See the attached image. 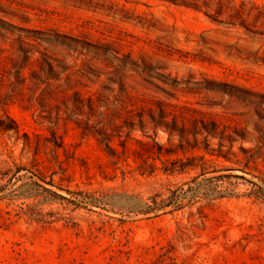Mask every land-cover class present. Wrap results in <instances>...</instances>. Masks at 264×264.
Returning a JSON list of instances; mask_svg holds the SVG:
<instances>
[{
	"label": "rangeland",
	"instance_id": "374dc122",
	"mask_svg": "<svg viewBox=\"0 0 264 264\" xmlns=\"http://www.w3.org/2000/svg\"><path fill=\"white\" fill-rule=\"evenodd\" d=\"M0 264H264V0H0Z\"/></svg>",
	"mask_w": 264,
	"mask_h": 264
}]
</instances>
